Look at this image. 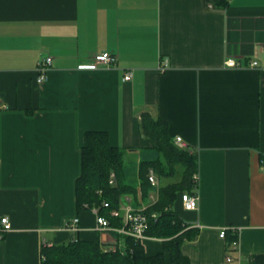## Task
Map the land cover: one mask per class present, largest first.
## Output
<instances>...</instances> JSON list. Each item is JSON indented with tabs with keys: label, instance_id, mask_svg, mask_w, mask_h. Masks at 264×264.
Returning a JSON list of instances; mask_svg holds the SVG:
<instances>
[{
	"label": "crops",
	"instance_id": "crops-1",
	"mask_svg": "<svg viewBox=\"0 0 264 264\" xmlns=\"http://www.w3.org/2000/svg\"><path fill=\"white\" fill-rule=\"evenodd\" d=\"M105 52L115 65L82 68ZM44 57L52 66L38 84ZM143 112L198 157L199 209L175 207L198 230L183 255L191 264L264 256V0H231L226 10L204 0H0V215L12 225L0 264H42L44 245L75 238L124 247L93 211L78 210L76 182L89 131L125 150L139 180L154 155ZM74 218L77 233L66 229ZM233 228L239 247L229 262L220 233ZM141 244L169 262L163 239Z\"/></svg>",
	"mask_w": 264,
	"mask_h": 264
},
{
	"label": "trees",
	"instance_id": "trees-1",
	"mask_svg": "<svg viewBox=\"0 0 264 264\" xmlns=\"http://www.w3.org/2000/svg\"><path fill=\"white\" fill-rule=\"evenodd\" d=\"M230 1L204 0V3L209 9L226 10ZM140 126L143 137L152 143L154 155L140 163L139 188L135 168L128 167L125 163V150L112 146L106 132L89 131L85 134L82 171L76 182L77 208L79 211L98 208L111 226L118 227L122 224L121 220L113 218L110 210L102 207L103 203H108L111 210L118 209L122 198L131 196L136 204L140 201L148 204L154 190L148 180L149 171L153 170L159 181L162 178H172L180 166L181 179L160 186L158 200L146 212L149 216L147 235L164 240V249L170 255L169 262L164 253L148 256L140 241L122 237L123 251H112L99 242L78 238L58 245H44L42 264H191L188 257L181 252V245L195 238L198 230L189 228L175 207L178 202L182 205V193H198V184L193 181L194 174L198 173V157L189 149H182L175 144L165 120L143 112ZM112 173L115 175V185L110 184ZM139 189L141 197L138 195ZM152 214H156V217L153 218ZM236 239V234L227 233V247ZM254 263L264 264V256H256Z\"/></svg>",
	"mask_w": 264,
	"mask_h": 264
},
{
	"label": "built area",
	"instance_id": "built-area-1",
	"mask_svg": "<svg viewBox=\"0 0 264 264\" xmlns=\"http://www.w3.org/2000/svg\"><path fill=\"white\" fill-rule=\"evenodd\" d=\"M117 62V56L112 53H101L99 55H96L94 57V63L90 65H83L82 68L84 69H94L101 65L110 67L115 65ZM258 65L257 62L250 63L251 67H256ZM52 66V58L51 57H44L41 58L37 64L36 71H37V83L42 84L44 83L48 78V72ZM225 66L228 68H237L239 67V63L234 59H228L225 62ZM168 67L167 61H164L161 64V69H165ZM132 78V73L127 72L124 75V80L129 81ZM175 144L185 149L187 148L185 142L181 137H176L174 140ZM148 180L153 188H157L159 181L154 173L153 170H150L148 173ZM193 181L198 184L199 182V173H195L193 176ZM116 179L115 175L112 173L110 176V184L115 185ZM139 197H141V191L139 193ZM158 200V196L155 197L152 193L149 197V203H144L141 201L140 204H136V202L133 200L131 196H125L122 198L120 207L118 209H109L110 206L108 203H103V208L105 210H110V215L113 218L120 219L121 225L118 227L111 226L109 220L102 214L99 213L98 208H93V212L96 215V222H97V228L103 232H114L120 237H131L134 238L140 242L148 238L147 231L149 228V216L147 215L148 208L156 203ZM181 204L184 210L186 211H197L199 209V200L197 195H191L188 192H184L181 195ZM152 217L155 218L156 214H152ZM66 229L69 232L77 233L79 231V220L78 218H74L73 220L67 222ZM12 230V225L7 216L0 215V240H3L5 235ZM234 234L238 236L237 229H231ZM228 229H223L220 233V236L224 239H226ZM239 247V241L238 239L234 240L229 246L228 251L229 255L227 257V260L229 262H232V257L230 254L232 252H236ZM112 251L121 250L123 251V248H119L117 245H114L109 248ZM254 258L252 257L247 264H256L254 263ZM237 264H242V262H239Z\"/></svg>",
	"mask_w": 264,
	"mask_h": 264
},
{
	"label": "rangeland",
	"instance_id": "rangeland-1",
	"mask_svg": "<svg viewBox=\"0 0 264 264\" xmlns=\"http://www.w3.org/2000/svg\"><path fill=\"white\" fill-rule=\"evenodd\" d=\"M181 176H182V168L179 166L177 168V171H176V174L170 178V179H160L159 180V184H158V187L157 188H154V190L152 191V194L157 197L158 196V190H159V187L160 186H163L167 183H170V182H178L180 179H181ZM136 182L138 183V177L136 179ZM181 195V193L179 194V196ZM179 203V202H178Z\"/></svg>",
	"mask_w": 264,
	"mask_h": 264
}]
</instances>
